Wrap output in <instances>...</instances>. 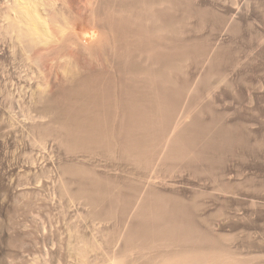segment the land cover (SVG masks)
I'll return each mask as SVG.
<instances>
[{"label":"rangeland","instance_id":"obj_1","mask_svg":"<svg viewBox=\"0 0 264 264\" xmlns=\"http://www.w3.org/2000/svg\"><path fill=\"white\" fill-rule=\"evenodd\" d=\"M61 1L66 40L81 26L108 43L89 53L58 42L42 55L54 66L45 74L0 40V264H80L77 241L88 244L86 264H166L173 254L172 264H264V0H83L82 11ZM82 89L113 114L132 96L155 100L164 89L167 98L162 113L143 103L146 123L103 117V138L79 143L67 132L79 120L58 109L93 106ZM216 114L240 119L256 152L216 162L201 151L193 121ZM173 206L183 208L184 238L128 232L139 207Z\"/></svg>","mask_w":264,"mask_h":264},{"label":"bare ground","instance_id":"obj_2","mask_svg":"<svg viewBox=\"0 0 264 264\" xmlns=\"http://www.w3.org/2000/svg\"><path fill=\"white\" fill-rule=\"evenodd\" d=\"M55 1L56 0H0V36H1L0 40H2L3 43H5L11 49L12 52L17 53V55L21 58L22 61H24V62L28 61V65H26V63L23 62L25 64V65L22 64L23 67L26 66L28 68L30 66L29 61L30 62L32 61L33 63L38 64L37 66H35L36 71L38 70L37 67L40 66L39 67L40 70H46V72L45 71L43 72L45 74L47 73V66L46 65L47 64L49 65V62L47 64L45 62H42L41 61L42 55L46 54L47 51L53 50L54 49L53 47H55V45L58 42L62 41L63 44L61 43V46L64 47L63 41L66 40L65 39V37L67 36L66 32H67V29L70 25V21L67 19V17H65V14L62 11H59V10H61V8H59V10H58V7H60V6H57L56 4L58 2L56 3ZM75 2H76V4L78 3V7L80 8L79 9L77 7V10H81L82 8L83 9L86 8L85 2H88V1L85 0V2H84L83 0H63L62 4H63V6L65 5L67 10L68 9L72 10L71 6ZM63 6H61V7H63ZM74 6L75 5H73L72 7H74ZM76 12H78V11H76ZM79 12H78V17L80 14ZM82 24H84V23L82 22ZM72 26H74V25H72ZM75 27H76V25H75ZM76 28L78 29L77 31H79V33L75 34V32H74V35L72 34L73 36H70L69 38L67 37L66 41H68V42L66 43V41H65V45L69 44V47H68V45H66L68 47V49L70 48V45L73 44L72 49L69 51L74 50L73 48L76 47L75 45L77 44L79 46V47L77 46L78 48L82 47L83 49H85V51L88 50L89 53L93 52V51H97V53H98V50H102L107 45V43H108V41H106L107 39L103 40V38H101V35H99V33L96 32V30H98V29L95 30V28H94V31L85 32L81 26L76 27ZM73 29H74V27H73ZM75 30L76 29H74V31ZM71 31H72V29H71ZM148 43L150 44V42H148ZM82 48H80V49H82ZM83 52H84V50H83ZM48 53L50 54V52H48ZM69 53L68 54L71 55V52H69ZM93 57H95V55H93ZM116 58L117 57H114V59H116ZM19 61H20V59H19ZM22 61H20V62H22ZM113 61H116V63L119 66H121V67L123 66L122 63H120L118 61V58L116 60H113ZM44 64H46V65H44ZM72 64H74V63H72ZM130 64H132V63H129L128 65H130ZM133 64H134V61H133ZM161 64H165V63L161 62ZM35 67H34V69H35ZM50 67H51L50 68L51 70H52V67L54 69L53 65H51ZM165 67H166V65L163 68L165 69ZM161 68H160V70H162L161 71L162 74L160 73V75H163V73H165L163 71H165V70L163 68L162 69ZM26 69H25V71H26ZM29 69H30V67L28 68V71L31 70V69L30 70ZM50 69H48V70H50ZM157 70L159 73V71H160L159 68ZM34 72H35V70H34ZM34 72H32V73H34ZM37 72L39 73V71H37ZM163 77H165V76H163ZM163 77H161V78H163ZM30 78H28V79H30ZM163 80H164V78H163ZM162 83H165V82H162ZM157 87H159V86H157ZM70 89H72V88H70ZM73 90H71V91H73ZM88 90L89 91H87V89H82L79 92V94L81 96L82 101L85 102L87 100H91L92 101L91 103H93V106L90 104L89 106H91V107L85 108L84 104H82L83 108L81 105V108H78V109L76 108L77 110H75L74 109L75 107L73 105L72 106L69 105L72 107V109H66V107H63L64 109L63 108L58 109L59 113L61 115H63L65 118H67L68 120L73 119V118H75L74 120H76V119L79 120V121H77L76 126L69 127L70 129L67 128V132L69 131L72 134V136L74 137V140L79 142V143H94L95 144L103 138L104 132L107 131L106 127L104 129L105 131L102 128V125L104 123L103 117L110 118L113 116L116 119H118V117H120V120L124 121L128 125L129 124L130 125H136V124L146 123L147 120L151 117L150 114L152 113V111L147 110L146 109L147 107L145 108L143 103H145V104L148 103V105H150V107H151V110L155 109L156 113H162L163 108H164L163 102L167 98L166 97V90L160 89V90L156 91L157 94H156L155 100H153V98H148L149 100L143 101L144 99L143 100L139 99L136 96L129 97L125 101H124V99L123 100L121 99L122 101H124L123 105L121 104L122 105L121 112L118 114V112H117L118 110H117L116 111L117 113L113 114V112H109V109H105L104 105H102L103 103H100V99L97 98L95 95H93V93H91L92 91L90 89H88ZM76 93H78V92H76ZM150 93H151V91H150ZM128 94H129V92H128ZM146 95H148L147 92H146ZM37 98H38V96H37ZM71 107H69V108H71ZM150 107H148V108H150ZM211 119L212 120H211L209 125L202 123V121L200 122L199 119H197V120L195 119L193 121V129H192V133H191V135L192 134L193 135L191 138H193V136L196 138H199L200 142L202 143L204 138L206 137V140L202 144L201 143L199 144L201 146H199L198 144L196 146V144H195L196 147L199 146L198 148H200V150L202 149L201 151H203V152L207 151V150L212 151L213 155L218 158L216 162H221L224 154L233 155V152L235 149H238L241 153H253L254 151L256 152V146H255V144H252L253 137L250 134L251 132L245 131L246 126L244 125V123H242L240 121V119H233L229 125L223 123L221 116L219 114H216ZM211 125H213V126L211 127ZM204 135H206V136L203 137ZM191 138L188 142L193 141ZM132 144L133 145H129V146L124 145L123 147L129 148V147L138 146L137 142H132ZM187 144L190 145V143H187ZM200 154H202V152H200ZM92 187H94V191H95V189L98 187V185L93 183V184H91V190H92ZM102 190H103V193H105V191H106L105 188H102ZM98 192H99V188H98ZM98 192H97V194H98ZM100 192H101V189H100ZM86 194H87V201H89V203L92 205L98 204V200L100 198L102 199V197L100 195H99L100 198L97 199L94 196V193L92 191H89V193H86ZM105 194H107V193H105ZM105 194H103L102 196L105 197ZM95 195H96V191H95ZM69 202H70V200H69ZM71 202H73V201H71ZM113 203H115V202H112V201L110 202V204H113ZM143 203H144V201H143ZM121 207H123V206H121ZM143 207H144V205H143ZM173 207L168 209V210L167 209L165 210L164 208H161V207H160L161 209L159 207L158 208L156 207V209L153 210L151 207L150 213H146L145 212L146 210H143V209H145V207L143 209L141 207H139L140 212H139V214H137L138 217H136V218H138L136 226L135 227L131 226V228L132 227L134 228V231L132 228V230L128 229V232L133 231L134 233L133 232H131V233H133L135 235L141 234L142 236H145V235L151 234V233H147V232H151V230L154 229V230H157V236L161 235L162 238L169 240L170 242L173 241L170 239H172V238L175 239V237L177 239H178V237L184 238L183 236H187L186 235L187 234L186 229H185V228H187V226L182 223L181 217H180L181 216L180 214H181L183 208H181L180 206H175L174 208ZM109 212H111V211L109 210ZM137 212H135V213H137ZM183 212H184V210H183ZM107 214L109 215V213H107ZM182 214L184 215V213H182ZM108 215H107V218H109ZM125 219H126V217L124 218V220ZM121 220L123 222V219H121ZM121 220H119V221H121ZM155 221L156 222L158 221L157 227L155 225L156 224ZM160 223H161V225H164V226H161ZM158 225L161 227L159 228ZM129 238L130 237H128L127 239H129ZM175 241L178 243L179 240H175ZM86 244H87V242L85 243V241H77L76 245L73 246V249L76 250V252H78V253L82 252V256H80L81 254H77V256L79 255V257H80L79 258L80 264H86L87 263V259H85L86 255L84 254V253L88 252ZM108 245L110 246L111 244L108 243ZM112 245H113L112 247L116 246L115 243L114 244L112 243ZM91 246H92L91 248H100V246L95 243V240L92 241ZM114 249H113V251H114ZM109 252H111V251H109ZM104 253H106V255H108L107 254L108 252H104ZM113 255H112V257H113ZM174 255L175 254H173V257H174ZM173 257H170L171 259L168 258L169 259L168 261H166L167 259L164 260V262L165 263L167 262L166 264H168V262L170 263L171 260L176 258V256L174 258ZM114 258L117 260V256H114ZM122 259L119 257L118 258L119 261H117L118 263L117 262L115 263L114 262L115 260H113V262L115 264H120V263L122 264ZM152 260H153V258H152ZM103 262H105V261H103ZM109 262H111V261H109ZM172 263H173V261L171 262V264ZM102 264H104V263H102ZM175 264H179V261L176 260Z\"/></svg>","mask_w":264,"mask_h":264}]
</instances>
